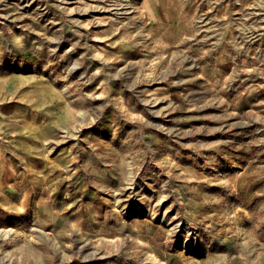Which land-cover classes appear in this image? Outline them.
Listing matches in <instances>:
<instances>
[{
    "label": "rangeland",
    "instance_id": "1",
    "mask_svg": "<svg viewBox=\"0 0 264 264\" xmlns=\"http://www.w3.org/2000/svg\"><path fill=\"white\" fill-rule=\"evenodd\" d=\"M0 264H264V0H0Z\"/></svg>",
    "mask_w": 264,
    "mask_h": 264
}]
</instances>
